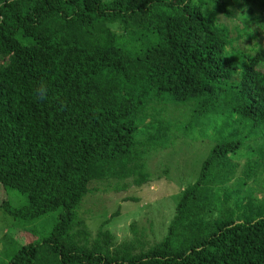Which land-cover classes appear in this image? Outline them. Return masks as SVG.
Masks as SVG:
<instances>
[{"label":"trees","instance_id":"1","mask_svg":"<svg viewBox=\"0 0 264 264\" xmlns=\"http://www.w3.org/2000/svg\"><path fill=\"white\" fill-rule=\"evenodd\" d=\"M254 27L264 0H0V187L26 195L18 218L61 214L10 264H264ZM198 127L216 143L162 241L92 237L77 211L94 184H147L148 155Z\"/></svg>","mask_w":264,"mask_h":264},{"label":"rangeland","instance_id":"2","mask_svg":"<svg viewBox=\"0 0 264 264\" xmlns=\"http://www.w3.org/2000/svg\"><path fill=\"white\" fill-rule=\"evenodd\" d=\"M113 28L118 34L122 33L119 25ZM254 28L264 40V29ZM174 117L181 121L187 119L180 113ZM213 137L210 129L199 127L190 133L174 134L167 149H158L148 155L146 164L150 180L141 187L130 184L131 181L94 184V191L77 211L92 237L103 229L115 236L117 244L138 241L151 246L162 241L175 217L183 189L197 180L216 143ZM245 163L246 159L239 162L240 169L231 187L241 178ZM261 183L256 181L248 185L261 190L256 193L260 198L263 196ZM4 201L6 205L0 206V264H10L21 247L38 243L48 236L61 214L56 211L35 220L18 218L15 212L28 204L26 195L1 186L0 203Z\"/></svg>","mask_w":264,"mask_h":264}]
</instances>
